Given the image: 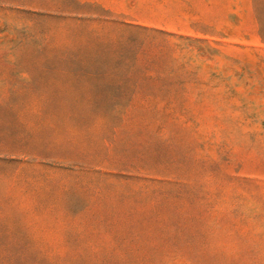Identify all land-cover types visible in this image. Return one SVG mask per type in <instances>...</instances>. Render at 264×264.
<instances>
[{
  "label": "rangeland",
  "instance_id": "374dc122",
  "mask_svg": "<svg viewBox=\"0 0 264 264\" xmlns=\"http://www.w3.org/2000/svg\"><path fill=\"white\" fill-rule=\"evenodd\" d=\"M0 264H264V0H0Z\"/></svg>",
  "mask_w": 264,
  "mask_h": 264
}]
</instances>
